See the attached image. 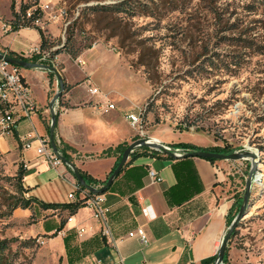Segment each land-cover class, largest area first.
Wrapping results in <instances>:
<instances>
[{"label": "rangeland", "instance_id": "rangeland-1", "mask_svg": "<svg viewBox=\"0 0 264 264\" xmlns=\"http://www.w3.org/2000/svg\"><path fill=\"white\" fill-rule=\"evenodd\" d=\"M8 1L0 0V10ZM34 1L48 6L47 19L64 12L58 23L45 21L57 28L53 39L63 45L70 38V47L82 51L79 57L89 54L91 81L83 85L97 86L126 112L149 105L143 118L146 137L165 129L203 137L206 144H228L236 153L258 154L248 212L225 256L226 264H264V123L259 121L264 115V0H129L138 10L132 17L94 9L123 0ZM16 5L18 10V0ZM24 40L17 38L15 47L25 49ZM62 58L69 78L81 81L86 66ZM11 141L0 131V242L7 244L0 264H65L60 239L50 241L40 231L44 222L49 230L57 221L50 210L37 205L28 215L21 209L7 215L23 164ZM252 162H216L225 166V196L234 203L244 200ZM68 193L67 185L58 184L34 195L61 204L71 201Z\"/></svg>", "mask_w": 264, "mask_h": 264}, {"label": "crops", "instance_id": "crops-1", "mask_svg": "<svg viewBox=\"0 0 264 264\" xmlns=\"http://www.w3.org/2000/svg\"><path fill=\"white\" fill-rule=\"evenodd\" d=\"M12 1H8L5 10H0V52H12L31 60L37 54L29 55V52L40 50L41 36L35 28H21L15 32L11 30ZM18 1V10L22 3L28 2ZM46 27L50 29L45 31L46 34L57 35L55 26ZM20 36L25 39L21 42V45L25 42V49L14 45ZM64 55L79 65L66 53L59 54L55 61V66L62 68L60 70L65 84L71 87L60 101L55 139L57 143L60 142L58 148L61 154L66 152L70 155L80 171L104 182L119 162L121 153L118 148L131 144L138 136H133L131 131L127 119L129 111L126 112L117 104L115 110L106 113L94 107L98 102L109 100L103 99L105 96L102 92V96H91L89 87L83 85L91 81L90 69L87 68L89 54L84 53L79 57L85 61L84 66L80 65L81 68H87L81 81L69 78L66 62L62 58ZM33 64L42 63L39 59L38 63ZM22 76L37 106L31 118L21 120L13 137H9L13 139V152L19 153L27 169L24 187L29 190V195L35 197L34 194H38L41 189L65 184L69 187V195L73 186L79 183L71 168L65 164L52 168L37 154L40 146L38 139L51 138V102L59 89L57 78L50 71L40 68H22ZM81 85L83 94L79 88ZM62 102L66 105H61ZM152 134L149 137L151 141L174 148L179 143L193 144L200 148L217 146L206 144L200 136H183L180 132L165 129L155 130ZM23 140L32 143L29 149L24 148ZM181 160L152 152L147 147H138L133 151L110 190L104 193L106 205L110 208L109 222L116 239L115 246L99 236L100 225L92 218V211L87 207L79 209L72 216L71 222H68L70 215L67 211L50 210L57 221L49 230L44 222L40 231L49 235L50 241L60 239L58 248L66 254L65 264H202L204 260L216 256L227 231L229 213L235 203L225 196L227 176L224 165L202 158H191L188 162ZM100 165H104L101 170ZM179 165V172L184 177L181 174L179 177L175 172ZM150 170L157 171L162 181L154 183L149 177ZM187 175L193 180L194 186L181 193V196L187 197L185 202L176 204L171 199L170 190L185 181ZM189 192L195 193L188 199ZM21 211L26 215L30 212ZM63 222L66 223L63 225ZM62 225V231L53 237ZM139 227L145 230L149 240L147 245L138 237L129 236L130 232ZM80 228L87 230L82 236L78 234Z\"/></svg>", "mask_w": 264, "mask_h": 264}, {"label": "built area", "instance_id": "built-area-1", "mask_svg": "<svg viewBox=\"0 0 264 264\" xmlns=\"http://www.w3.org/2000/svg\"><path fill=\"white\" fill-rule=\"evenodd\" d=\"M40 9L43 16L37 19L33 24L42 29H45L47 23L45 21L53 20L55 23H58L64 15V12H60L59 15H53L51 18L47 19L45 17L46 9L48 6H41L40 4L33 6L26 12V18H31L32 14ZM59 46L53 47L50 50L40 52V50H30L29 55L40 54V63L45 64V62H51L55 66V61L57 60V56L51 58V52L57 50ZM1 54L5 56H9L7 51H1ZM79 65L84 66L85 61L80 58L77 59ZM57 84L59 82L57 80ZM90 84V83H88ZM60 90V85L57 93ZM89 93L91 96H102V93L99 88L93 87L89 85ZM106 99V97H103ZM60 107V101H56L55 106L53 107V112L57 113ZM94 107L104 113L110 112L116 109V104L110 101H101L94 105ZM37 106L34 102L31 91L22 76V68L14 65L4 59H0V131L1 134L8 137H13L15 131L17 129L18 123L23 119H30L31 116L36 112ZM147 110L146 107H138L127 114V119L129 120L130 126L132 129L137 130L139 134H142V137H145L143 131V118L145 117ZM149 138V137H147ZM151 139V138H149ZM24 148L29 149L32 145L31 142L27 140H23ZM40 144L37 149V154L44 158L47 164H49L52 168H58L59 166L64 165L63 161L60 158L61 152L58 148L60 142L56 145L58 148V153L55 152L51 146V138L49 137H40L38 139ZM161 143V142H160ZM168 150L175 152L178 155H183L187 151L183 148H174L171 146H166ZM152 152L162 153L164 152L156 149H151ZM166 155V154H165ZM149 177L154 183H158L162 181L161 176H159L158 172L155 170L149 171ZM96 188H100L95 186ZM69 199L73 202H80L83 206L89 208L92 211V218L100 225L99 236L102 239H105L110 245H116V239L112 228L109 222V213L110 208L106 205V198L104 194H95L91 192L89 189L83 187L80 183H76L73 186V191L68 195ZM73 217L70 216L68 218V222H71ZM87 232L86 228H80L78 230L79 236H82ZM130 237H138L144 245L149 243L145 230L141 227L137 228L136 231L129 233ZM222 243V242H221ZM220 248V247H219ZM216 257L218 256V251ZM218 261L216 258L215 263ZM214 263V264H215ZM221 264H224L222 262Z\"/></svg>", "mask_w": 264, "mask_h": 264}, {"label": "trees", "instance_id": "trees-1", "mask_svg": "<svg viewBox=\"0 0 264 264\" xmlns=\"http://www.w3.org/2000/svg\"><path fill=\"white\" fill-rule=\"evenodd\" d=\"M35 5H38V1L28 0L27 3H22V5L20 6V9L17 10L16 9V0L12 1L11 10L13 13V19L10 21L11 30L15 32L21 28H35L38 30V32L40 33V36H41V44H40V52L41 53L44 51L50 50L53 47L59 46V48L57 50L51 52V58H54L61 53H66L69 56H71V58H73V59L78 58L82 51L79 48L75 49L73 46L70 47V44H69V42L71 41L70 38L68 39V41L66 43H64L62 45L61 42L53 39L51 35L46 34V32L42 28L35 26L33 24V22H35L37 19H39L43 16L40 9L35 11L32 14L31 18H29V19L26 18V12ZM94 9L96 11H106V12L117 13V14L126 13L130 17L135 16L138 13L137 12L138 10H135L134 6L129 2V0H123L120 3L114 4L112 6H97V7H94ZM69 27H71V26H69ZM69 27L67 29V32L70 29ZM88 48H90V47H88ZM9 56H11L13 58L25 60L27 62H33V63H38L39 59H40V54L35 55L33 57V59H31V60H28V59L24 58L23 56L16 55L15 53H12V52L9 53ZM45 64L50 65V66L54 65L50 61L45 62ZM238 65H239L238 62H236L235 66H238ZM60 69H62V68L59 66V70ZM51 75L55 76V74L52 72H51ZM70 88H71L70 86L65 84V88H64L65 92L64 93L69 91ZM60 101H62V99ZM61 105H66V104L64 102H62ZM148 107H149V105H147L146 113L149 112ZM59 114L60 113L58 112L56 115L57 121L59 118ZM259 121L264 123V115L259 118ZM56 126H57V124H56ZM127 147H128V145H123V146H120L118 148L120 153H121V156H120L119 162L116 164V166L112 170L111 174L114 172V170L119 165V163L122 159V155H123V153ZM175 147L176 148H183L185 151H187L189 153L190 152H198V151H210V152H216V153H221V154H232L236 151L235 149H233L228 144H226L223 147L216 146V147H212V148H200V147H197L193 144L179 143V144H176ZM107 153H109V152H107ZM62 155L64 157H66L68 160L72 161L71 156L68 155L66 152H62ZM190 160H191V158H183L180 162H188ZM205 160H207L211 163L217 162V160H215V159H205ZM179 167H180V165L175 168V172L177 175H179V177H180V174H181V177H184V175L179 172ZM26 173H27V169H26L25 165L24 164L20 165L19 170H18V174L16 176L18 181H19V186H18V189L16 190V195L13 196V203L9 206V212L7 213V215L9 213L14 212L15 210H18V209L32 210L35 207V205H38L39 208H41L42 210H45V211H47V210H54L55 211V210L61 209L62 211H67L70 216H73V215L77 214L79 209L85 207L80 202L56 204V203H45V202L39 201L34 196L29 195V190H27L24 187V177H25ZM80 173L83 176V178L85 179L86 183L88 185H92V186L98 185V184L105 185L108 178H109L108 177L107 180H105L104 182H100V181H97V180L91 178L85 172L80 171ZM193 186H194L193 180L189 179V175H187L185 181L179 183V185H177L176 187H174L170 190L171 199L175 200L176 204L184 203L185 198H187V197L181 196V193L185 192L186 189H188L189 187H193ZM110 188H111V186H110ZM110 188L108 190H110ZM193 193H195V192H193ZM193 193L189 192L188 199H189V197H191V195H193ZM242 202H243V198L234 204L231 212L229 213L228 219H227V227H229L231 225V223L233 222V220L237 216ZM235 209H237V210L235 211ZM65 223L66 222H63V225ZM63 225L59 229H57V231L53 235V237L57 236V234L60 231H62ZM235 234H236V231H234L233 235H235ZM6 248H7L6 241H1L0 242V253L4 252ZM216 258H217L216 256L208 258V259L204 260L202 262V264H214L216 261ZM224 263L225 264L227 263V255L224 258Z\"/></svg>", "mask_w": 264, "mask_h": 264}, {"label": "water", "instance_id": "water-1", "mask_svg": "<svg viewBox=\"0 0 264 264\" xmlns=\"http://www.w3.org/2000/svg\"><path fill=\"white\" fill-rule=\"evenodd\" d=\"M0 59H4V60H6V61H8L14 65L21 67V68H40V69L48 70V71L54 73L58 82H59L60 90L51 102V109L53 110V107L55 106L56 101H60L62 99L64 92H65V89H64L65 88V82H64L63 75H62V73L58 67L50 66L47 64H33V63L27 62L25 60L13 58L11 56H5L1 53H0ZM56 115L57 114L55 112H52V121H51V126H50V137H51V146H52L53 150L58 153L59 150L57 148L56 139H55V129H56V124H57ZM150 141L151 140L147 137L146 138L141 137V138L135 140L134 142H132L131 144H129L128 147L126 148V150L124 151L123 155H122V159H121L119 165L114 170V172L109 176L106 184L100 188H96L95 186L88 185L86 183L85 179L83 178V176L81 175L79 168L77 167V165L74 162L68 160L63 155H60V158L65 165H67L69 168H71V170L73 171V174H74L75 178L78 180V182L83 187L89 189L91 192H93L95 194H104L110 188V186L113 184L114 180L117 178V176L121 173L123 168L128 163L129 157L131 156L133 151L138 147H147V148H151V149L160 150L172 159L202 158V159H215L217 161H220V160L236 161V160L251 158L253 160V162H252L251 171H250L248 179H247L246 192H245V197L243 200V205H242L239 213L237 214V216L235 217V219L231 223V225L228 227V231L224 235V238L222 240L221 246H220L219 251H218V256H217L218 261L215 264H221L222 262H224V258H225V254H226V251L228 248V244L231 240V237H232L234 231L238 227L239 223H241V221L247 215L248 211L246 209H247V205H248V201H249V197H250L252 178L254 176V173L257 171V167H258V163H259L258 154L253 153V152H244V153L234 152L232 154H221V153L210 152V151H198V152H190V153L186 152L183 155H178L175 152L168 150V148L164 144L153 143Z\"/></svg>", "mask_w": 264, "mask_h": 264}, {"label": "bare ground", "instance_id": "bare-ground-1", "mask_svg": "<svg viewBox=\"0 0 264 264\" xmlns=\"http://www.w3.org/2000/svg\"><path fill=\"white\" fill-rule=\"evenodd\" d=\"M150 142H153V143H159V142H155V141H150Z\"/></svg>", "mask_w": 264, "mask_h": 264}]
</instances>
